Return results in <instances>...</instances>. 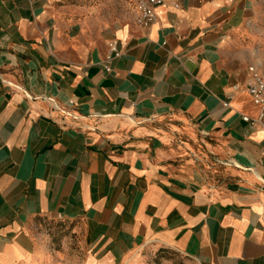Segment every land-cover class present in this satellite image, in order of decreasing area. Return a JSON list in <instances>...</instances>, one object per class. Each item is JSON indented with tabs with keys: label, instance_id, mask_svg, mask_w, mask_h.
Listing matches in <instances>:
<instances>
[{
	"label": "crops",
	"instance_id": "1",
	"mask_svg": "<svg viewBox=\"0 0 264 264\" xmlns=\"http://www.w3.org/2000/svg\"><path fill=\"white\" fill-rule=\"evenodd\" d=\"M122 1L0 0V264H264L248 0Z\"/></svg>",
	"mask_w": 264,
	"mask_h": 264
},
{
	"label": "rangeland",
	"instance_id": "2",
	"mask_svg": "<svg viewBox=\"0 0 264 264\" xmlns=\"http://www.w3.org/2000/svg\"><path fill=\"white\" fill-rule=\"evenodd\" d=\"M112 10L119 7L118 2L120 0H111ZM122 2H127L133 4L136 0H123ZM249 5V26L248 30L252 34L254 43L258 46L264 48V0H248ZM135 9V5H134ZM136 11V9H135ZM137 13V12H136ZM259 49H261L259 47ZM264 61V52L261 54ZM257 71L264 72V63L255 66ZM124 264H190L187 259L179 255L178 253L165 249V248H155L152 246L144 247L136 253H134L127 262Z\"/></svg>",
	"mask_w": 264,
	"mask_h": 264
},
{
	"label": "built area",
	"instance_id": "3",
	"mask_svg": "<svg viewBox=\"0 0 264 264\" xmlns=\"http://www.w3.org/2000/svg\"><path fill=\"white\" fill-rule=\"evenodd\" d=\"M163 0H136L135 9L137 12L135 23L141 27H148L154 19V9L162 4ZM174 7H177L175 4ZM115 42L112 41L108 45L110 57H116L118 55L115 49ZM106 69V67H105ZM108 70V69H106ZM235 86H232V89H235ZM244 91L249 97L250 102L253 106L259 108L258 116L255 120L249 119L246 116H242L241 119L249 124L258 123L263 118L264 110V74L257 72L252 66L248 67V78L244 85Z\"/></svg>",
	"mask_w": 264,
	"mask_h": 264
}]
</instances>
